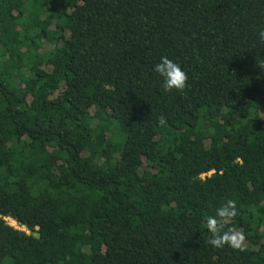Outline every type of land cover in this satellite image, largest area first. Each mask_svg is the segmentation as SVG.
Instances as JSON below:
<instances>
[{
	"label": "trees",
	"instance_id": "1",
	"mask_svg": "<svg viewBox=\"0 0 264 264\" xmlns=\"http://www.w3.org/2000/svg\"><path fill=\"white\" fill-rule=\"evenodd\" d=\"M260 30L264 0H0V264H264ZM228 199L244 251L207 243Z\"/></svg>",
	"mask_w": 264,
	"mask_h": 264
},
{
	"label": "clouds",
	"instance_id": "2",
	"mask_svg": "<svg viewBox=\"0 0 264 264\" xmlns=\"http://www.w3.org/2000/svg\"><path fill=\"white\" fill-rule=\"evenodd\" d=\"M259 40L264 44V30L258 32ZM264 67V63L259 64ZM154 71L162 78V88L165 93H183L188 87L189 76L180 64L168 57H162L160 62L155 65ZM160 126L167 123L164 115L158 119ZM238 215L237 201L228 199L216 209L215 215L205 218L204 226L210 234L207 243L212 248L223 250L229 247L235 251H244L246 248L247 237L244 231L226 227Z\"/></svg>",
	"mask_w": 264,
	"mask_h": 264
},
{
	"label": "rangeland",
	"instance_id": "3",
	"mask_svg": "<svg viewBox=\"0 0 264 264\" xmlns=\"http://www.w3.org/2000/svg\"><path fill=\"white\" fill-rule=\"evenodd\" d=\"M6 221L8 222V224L12 227H16L18 230H20L21 228H19L13 221H11L10 219H6Z\"/></svg>",
	"mask_w": 264,
	"mask_h": 264
},
{
	"label": "built area",
	"instance_id": "4",
	"mask_svg": "<svg viewBox=\"0 0 264 264\" xmlns=\"http://www.w3.org/2000/svg\"><path fill=\"white\" fill-rule=\"evenodd\" d=\"M6 220V219H5ZM15 223V222H14ZM16 224V223H15ZM14 228H16V227H14ZM17 229V228H16Z\"/></svg>",
	"mask_w": 264,
	"mask_h": 264
}]
</instances>
